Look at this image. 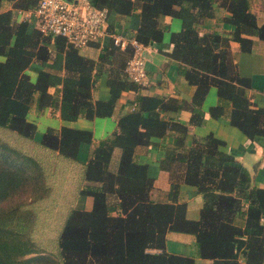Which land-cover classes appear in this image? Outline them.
<instances>
[{"label": "trees", "instance_id": "1", "mask_svg": "<svg viewBox=\"0 0 264 264\" xmlns=\"http://www.w3.org/2000/svg\"><path fill=\"white\" fill-rule=\"evenodd\" d=\"M9 1L16 9H32L38 2ZM91 2L110 12L137 14L134 36L144 44L162 40L168 26L163 17L180 18L181 28L171 33L172 48L167 53L179 62L178 72L195 85L194 93L189 103L173 96L138 95L133 109L118 117L112 135L97 141L90 129L65 124L48 126L35 140L36 124L27 117L33 103L38 113L46 107L58 110L62 120L110 115L121 91L137 84L115 68L107 78L109 98L94 99V73L108 56H123L124 67L130 49L110 41L99 53L95 68V60L64 37L28 32V20L17 22L11 9L0 10V55L4 56L0 60V264H194L192 256L165 249L170 229L193 232L198 254L211 258L213 264H263L264 187L250 185L242 165L223 149L222 138L213 132L192 135L186 145L188 125L166 115L168 109L198 107L214 85L220 103L209 108L210 115L224 114L227 102L232 125L248 138L264 136V105L249 97L250 79L238 73L235 61L238 52L252 49L253 36L264 40V21L258 22L252 0ZM216 5L226 8L223 20L233 24L232 32L200 33L199 24L214 15ZM231 41L238 43L237 50H232ZM33 61L41 65L35 80L25 72ZM202 120V114L192 112L191 123ZM170 131L177 132L176 141L162 158V166L174 162L181 172L170 175L171 199L153 200L148 165L135 161L134 151L137 145L155 143L154 138ZM81 143L90 146L85 162L78 158ZM28 144L34 152L26 149ZM116 147L119 158L112 169ZM42 156H53L54 162L46 166ZM67 166L77 169L78 194L75 191L72 196L76 202L66 211L58 251L43 254L31 235L32 204L50 195L56 183L66 182ZM179 178L203 197L198 219L188 218L186 203L175 199ZM87 195L93 199L90 209L83 205Z\"/></svg>", "mask_w": 264, "mask_h": 264}, {"label": "crops", "instance_id": "2", "mask_svg": "<svg viewBox=\"0 0 264 264\" xmlns=\"http://www.w3.org/2000/svg\"><path fill=\"white\" fill-rule=\"evenodd\" d=\"M11 9L13 11V20H28L27 31L37 30L35 22L30 18H26V14L30 9H16L12 7V2L3 0L0 5V10ZM252 10L257 16L259 23L264 21V0H252ZM137 11V10H136ZM227 10L221 6L214 7V15L205 18L199 24V32L203 33L207 30L216 29L222 34H230L234 28L233 24L223 20V16L227 14ZM168 25L164 31L163 38L160 42H152L146 44V68L147 81L143 85L137 84L135 88L124 89L114 103L113 111L110 115L95 116L86 118L79 116L74 120H62L59 117L58 110L51 107H46L43 112L38 113L35 110V103L27 113L29 120L36 124L35 140L41 138L42 133L48 126L59 128L65 124L75 128L90 129L94 140L111 136L117 127V119L121 114L129 112L134 107V100L138 95H157L163 97H177L185 102H190L195 90V85L190 84L183 75L178 72L179 62L172 58L167 52L171 50L172 43L170 36L173 31H178L181 28V20L178 17H163ZM139 24V16L137 14H121L114 11H109L108 25L111 31L124 33L126 35H134ZM38 31V30H37ZM253 38L252 49L250 51H240L235 58L236 69L242 76L250 79V87L248 95L252 100H256L259 104L264 105V40L255 36ZM110 42V39L104 40L102 43H91L81 49L80 53L95 60V68L98 64V55L104 49V46ZM232 50H237L238 43L231 41ZM4 56L0 55V60ZM124 58L123 56H108L101 61L99 71L94 73V85L92 87V96L94 99H108L110 96L107 78L111 71L119 68L123 72ZM41 65L33 61L25 69L31 80H35L37 71ZM94 68V69H95ZM50 92L54 91L53 87L49 88ZM220 103L216 86L212 85L201 103V105L183 106L178 109L166 110V115L172 119L179 121L182 124L188 125L187 136L184 139L186 145L191 142L192 135L200 137L208 132H213L225 142L224 150L232 153L246 171L250 179V185L264 187V136L255 139L248 138L237 127L229 121L228 110L230 104L224 102V114L219 117H212L209 113V108ZM193 111H197L203 116L201 123H191L190 116ZM176 133L170 131L160 138H154L155 143L148 145H137L134 151V159L137 162L147 163L148 174L153 178V186L150 191V197L153 200L169 201L168 191L170 189V175L181 172V167L174 166L175 164H167V167L162 166V158L168 155L171 151L170 146H173L176 141ZM90 146L86 143H81L78 150V158L80 162H85L89 156ZM119 158V148H114L110 168L115 169ZM113 162V163H112ZM113 164V165H111ZM81 165V163H78ZM71 168L66 172V183H74V175L71 173ZM70 176V177H69ZM73 176V177H72ZM180 180V178L178 179ZM177 180V181H178ZM85 181L80 183L83 186ZM179 191H177L176 200L184 201L185 214L188 218L198 219L200 216V208L203 204L202 195L197 192L192 185L179 181ZM174 199V198H173ZM93 203L92 196L87 195L83 199V205L86 209H90ZM237 222L242 224L243 219H237ZM196 237L193 232L184 230L170 229L165 235V249L169 252L192 256L194 264H213L211 258L202 257L198 254L196 248ZM264 264V263H263Z\"/></svg>", "mask_w": 264, "mask_h": 264}, {"label": "built area", "instance_id": "3", "mask_svg": "<svg viewBox=\"0 0 264 264\" xmlns=\"http://www.w3.org/2000/svg\"><path fill=\"white\" fill-rule=\"evenodd\" d=\"M108 15L107 7L96 6L91 0H38L25 17L35 22L41 34L62 36L68 44L78 49L91 43H102L106 39L121 49L129 48L123 72L128 80L145 84L146 44L134 35L111 31Z\"/></svg>", "mask_w": 264, "mask_h": 264}, {"label": "rangeland", "instance_id": "4", "mask_svg": "<svg viewBox=\"0 0 264 264\" xmlns=\"http://www.w3.org/2000/svg\"><path fill=\"white\" fill-rule=\"evenodd\" d=\"M28 145L29 146H27L28 148L26 147V149L34 152V149L32 150L31 148L32 145ZM37 152L39 151L37 150ZM41 160L45 165L46 163L49 165V163L54 162V157L48 156L45 158L42 156ZM69 167L71 168V166H67L66 172H68ZM72 172L75 177L77 175L76 167L71 169V173ZM58 178V175H56L57 180ZM55 185L56 186H54L53 192H51L50 195L32 204L35 219L31 225V235L43 254L56 253L58 251L57 238L64 225L68 212L67 209L69 205L76 202V198H72L73 193L76 191L75 187L78 186L76 182H64L63 184L56 183ZM77 194L78 191H76V195Z\"/></svg>", "mask_w": 264, "mask_h": 264}]
</instances>
